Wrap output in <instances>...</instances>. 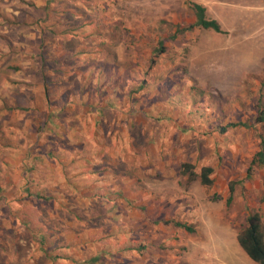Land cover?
I'll list each match as a JSON object with an SVG mask.
<instances>
[{
  "label": "rangeland",
  "instance_id": "374dc122",
  "mask_svg": "<svg viewBox=\"0 0 264 264\" xmlns=\"http://www.w3.org/2000/svg\"><path fill=\"white\" fill-rule=\"evenodd\" d=\"M262 111L264 0H0V264H256Z\"/></svg>",
  "mask_w": 264,
  "mask_h": 264
},
{
  "label": "trees",
  "instance_id": "16d2710c",
  "mask_svg": "<svg viewBox=\"0 0 264 264\" xmlns=\"http://www.w3.org/2000/svg\"><path fill=\"white\" fill-rule=\"evenodd\" d=\"M190 8L194 13V18H196V25L205 30H212L214 32H222L219 23L216 20H210L205 17V8L197 3L190 2ZM163 51L160 50L159 54ZM158 54V55H159ZM264 121V111L260 113L257 122ZM229 126H236V124H230ZM245 126V125H243ZM227 126L222 127L220 132H224ZM260 151L256 154L253 163H258L264 166V137L260 136ZM181 174L186 176L188 180L194 179L197 175L194 171V166L185 162L181 164ZM213 170L211 167H202L198 177L200 183L204 186H211L213 180L211 179V174ZM42 198V197H41ZM163 224H168L167 221H162ZM175 226L184 228L187 231H192L188 226L183 223H174ZM237 242L242 250L247 254L246 256L255 262L256 264H264V226L261 220V216L258 212L250 214L246 219V224L242 230L237 234Z\"/></svg>",
  "mask_w": 264,
  "mask_h": 264
},
{
  "label": "crops",
  "instance_id": "0c3cea01",
  "mask_svg": "<svg viewBox=\"0 0 264 264\" xmlns=\"http://www.w3.org/2000/svg\"><path fill=\"white\" fill-rule=\"evenodd\" d=\"M35 197H36V198H41V197H42V195H35Z\"/></svg>",
  "mask_w": 264,
  "mask_h": 264
}]
</instances>
